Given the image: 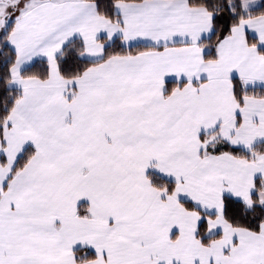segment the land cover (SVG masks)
Returning a JSON list of instances; mask_svg holds the SVG:
<instances>
[{
    "label": "snow or ice",
    "instance_id": "6c2138e0",
    "mask_svg": "<svg viewBox=\"0 0 264 264\" xmlns=\"http://www.w3.org/2000/svg\"><path fill=\"white\" fill-rule=\"evenodd\" d=\"M0 264H264V0H0Z\"/></svg>",
    "mask_w": 264,
    "mask_h": 264
}]
</instances>
